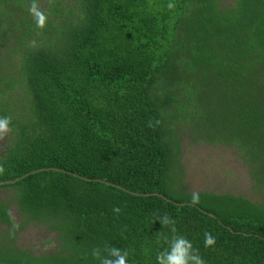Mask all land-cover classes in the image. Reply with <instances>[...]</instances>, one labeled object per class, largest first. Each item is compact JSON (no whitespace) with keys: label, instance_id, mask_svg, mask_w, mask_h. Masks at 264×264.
<instances>
[{"label":"trees","instance_id":"obj_1","mask_svg":"<svg viewBox=\"0 0 264 264\" xmlns=\"http://www.w3.org/2000/svg\"><path fill=\"white\" fill-rule=\"evenodd\" d=\"M41 1L0 0V264H264V193L162 180L182 124L264 175V0Z\"/></svg>","mask_w":264,"mask_h":264},{"label":"rangeland","instance_id":"obj_2","mask_svg":"<svg viewBox=\"0 0 264 264\" xmlns=\"http://www.w3.org/2000/svg\"><path fill=\"white\" fill-rule=\"evenodd\" d=\"M179 131L182 134L178 139V151L171 145L162 175L166 194L178 197L208 191L239 194L250 200H261L264 193V175L260 172L253 178L250 166L242 162L237 150L219 143L211 144L202 139L195 141L183 124L179 126ZM193 134L197 136L199 132L193 130ZM216 136L218 133L212 137L217 138ZM4 137V128L0 124V148L4 146ZM5 195L6 190L2 188L0 198ZM10 213L16 223L18 219L13 210ZM15 244L34 253L45 251L54 244V234L40 224L29 222L18 231Z\"/></svg>","mask_w":264,"mask_h":264},{"label":"water","instance_id":"obj_3","mask_svg":"<svg viewBox=\"0 0 264 264\" xmlns=\"http://www.w3.org/2000/svg\"><path fill=\"white\" fill-rule=\"evenodd\" d=\"M32 172H33V171H32ZM27 174H28V173H27ZM21 177H22V176H21ZM21 177L15 178V179L10 180V181H5V182H13V181H16V180L20 179ZM134 194H136V193H134ZM150 194H152V195H158V196H162V197H164V196L161 195L160 193H156V192H153V193H150Z\"/></svg>","mask_w":264,"mask_h":264}]
</instances>
